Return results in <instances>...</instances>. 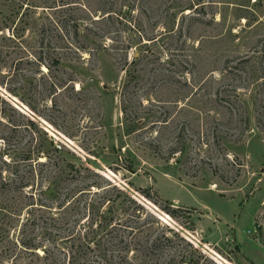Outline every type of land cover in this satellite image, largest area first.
Masks as SVG:
<instances>
[{"label": "rangeland", "instance_id": "rangeland-1", "mask_svg": "<svg viewBox=\"0 0 264 264\" xmlns=\"http://www.w3.org/2000/svg\"><path fill=\"white\" fill-rule=\"evenodd\" d=\"M0 172V264H264V0H0Z\"/></svg>", "mask_w": 264, "mask_h": 264}, {"label": "trees", "instance_id": "trees-1", "mask_svg": "<svg viewBox=\"0 0 264 264\" xmlns=\"http://www.w3.org/2000/svg\"><path fill=\"white\" fill-rule=\"evenodd\" d=\"M57 62H59V60H56ZM29 157H25V155L21 156L20 159L17 160H13L14 164H18L20 160H28ZM2 161L5 163L6 161L4 159H2ZM11 162V161H10ZM39 163H44L43 161H38ZM70 170H72L75 166L74 164L70 163ZM72 173V177L78 176L80 174H82L81 169H79L78 167H75V172L74 170L71 172ZM75 173V174H74ZM0 182L1 185L5 186L8 184V181L10 177H4V175L0 172ZM90 183L86 184L84 188H81L82 192L85 191V189H89L90 188ZM6 204V203H5ZM3 210L5 211L4 216L5 217H12L13 215H15L16 213L13 211L11 205L7 204L6 206H3ZM167 211H170L172 213V211L170 209H168ZM104 214H102L101 216H99V224H103L102 222L105 220H102ZM101 218V219H100ZM106 218V217H105ZM128 222V221H126ZM117 226L118 228L120 227L122 229V231H127V234H121L119 236L120 238V242L123 244V248L124 250L121 252V258L124 259V261L126 262V264H136L134 262V257L136 256H131V251L135 249V252L138 249L137 244L139 243V236L143 235V229L144 227H141L140 224H129V223H125L124 221L118 220L115 224H113L111 227ZM143 232V233H142ZM146 235H149L148 237V244L145 246V251H155L156 249H160L161 247L163 248V245H165L164 240L170 241L169 235H166L165 233H162L161 235H153V232H145ZM129 236V237H128ZM164 238V239H163ZM136 239V240H135ZM135 240V242H133ZM22 247L24 248V250L26 251H34L35 248H37L39 245L33 243L32 241H22ZM193 247V246H192ZM196 249L192 248V250L190 251V253H182V255H180L179 259H176L173 255L172 257H170L168 259V261L166 262V264H203V262L205 260H207V256H205L204 253H202L201 251L198 252L197 256L195 257V251ZM49 250H44V254H46V252ZM140 251V250H139ZM153 251V252H154ZM140 256V255H139ZM204 259L203 262H201L200 259ZM71 264H75L74 261L71 262Z\"/></svg>", "mask_w": 264, "mask_h": 264}]
</instances>
